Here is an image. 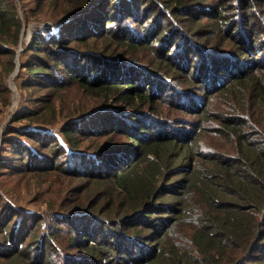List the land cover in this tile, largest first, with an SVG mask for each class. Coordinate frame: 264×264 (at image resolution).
<instances>
[{
    "label": "trees",
    "instance_id": "obj_1",
    "mask_svg": "<svg viewBox=\"0 0 264 264\" xmlns=\"http://www.w3.org/2000/svg\"><path fill=\"white\" fill-rule=\"evenodd\" d=\"M217 1L210 14L217 20L214 28L200 33L177 19L201 20L209 15L205 7L211 0H36L31 12H44L52 22L37 26L21 53L18 75L31 76L22 86L37 82L61 96L75 82L102 104L111 98L137 109L150 104L149 116L160 118L155 98L168 103L173 98L170 104L189 116L184 119L190 129L157 126L159 131L151 132L152 124L139 117L123 124L93 121L90 127L91 115L85 113L98 111L87 108L68 113L84 117L61 125V138L46 124L60 116L54 96L47 95L40 97L39 108L14 113L2 129L3 153L21 154L18 171L62 174L59 208L70 212L27 214L0 194V264H264L253 254L264 238V41L252 32L253 25L264 29V0H234L238 7ZM236 16L246 21L238 32ZM132 22H141V31ZM152 27L151 40H144L140 35ZM24 28L16 0H0V123L12 103L7 80ZM175 36L184 37L176 44L184 47L182 58L174 51ZM105 38L123 50H108ZM154 38L173 46L166 49L167 42ZM101 39L104 50L94 51ZM210 41L216 51L223 49L219 54L235 46L238 57L233 68L230 61L204 63L209 74L200 76L189 55L195 45L201 62H207ZM157 47L156 67L166 76L141 63L146 50ZM167 78L170 98L160 96ZM153 83L159 89L150 88ZM193 84L204 97L190 93ZM117 112L95 118L113 121ZM172 113L167 109L166 116ZM125 128L128 139L120 144L116 137ZM59 231L63 239L57 241Z\"/></svg>",
    "mask_w": 264,
    "mask_h": 264
},
{
    "label": "rangeland",
    "instance_id": "obj_2",
    "mask_svg": "<svg viewBox=\"0 0 264 264\" xmlns=\"http://www.w3.org/2000/svg\"><path fill=\"white\" fill-rule=\"evenodd\" d=\"M17 2V6H18V13L20 18L23 20L24 22V26H25V30L24 32L21 33V43L20 46L22 47V49L17 53H18V60H19V64H20V56L21 53L23 52V50L26 48L27 45L30 44V39L33 33V30L37 27V26H44L46 24L51 23L52 21H49V19H46V15L45 13H35V12H31V10L33 11L36 8V0H16ZM212 5L206 6L205 8H208L209 10V15L208 16H204L201 17V20H194L193 18H189L186 16H190V15H185V17H181L180 19H177L180 23V25H184L186 29H192V30H197L200 33H209L213 28H214V23H216V19L214 17H212L210 14H212L213 11V6L218 2L217 0H211ZM231 4L233 6H237V2L234 0H231ZM263 6H258L257 9L260 10L262 9ZM47 9V8H46ZM45 9V10H46ZM256 9V8H254ZM224 11L226 13V15H230L228 13L229 10H227V8H224ZM116 12L110 14V16L115 15ZM28 14L29 15V19L28 22L25 21V15ZM234 16V15H233ZM150 22V19H147ZM168 20L167 17L164 18V23ZM253 19H250V21ZM97 22V21H95ZM138 22V21H137ZM233 22H234V27H235V31L242 27V24L244 22V24H246V21H243V19L241 20V18L238 16L233 18ZM205 23H213V25L207 26L204 25ZM76 24V23H75ZM132 26L137 27L138 29L141 31V22L138 23V25H136V23L132 22ZM107 28H109L107 26ZM260 28V29H259ZM255 27L253 25L252 28V32H254V36H256L257 38H259L260 36V40L259 41H264V29L259 26ZM245 29V27H244ZM263 31V32H262ZM164 32V31H163ZM238 32V31H236ZM58 34V32H56ZM154 33V29L153 27L141 34L140 36L142 38H144V40H151L152 37H147V34H150V36H153ZM251 32L249 33V40L251 41ZM240 39V42L242 43V40L244 38L243 33L242 35L237 36ZM105 39H109L108 40V45L107 48L109 50V47L115 51H118L120 53V51L123 50V48L119 45H117L116 43H114L110 38H105ZM105 39H101L100 43H99V47L97 48H92L94 51L95 50H99L101 52L100 47H103L104 50V45H103V40ZM143 40V41H144ZM184 40V37L181 36H175V41L173 42L175 45L177 44V42H182ZM190 40V39H189ZM214 40V39H211ZM23 42V43H22ZM153 42H167V45H163L166 47V49H169L170 46H173V43L169 42V41H159L156 38H154ZM193 45V44H192ZM249 45V44H248ZM155 46H158L157 43H155ZM177 46V45H176ZM207 47L208 50L206 49L205 51L208 53V59L207 57H205V61L206 59L208 60L207 62H201V57H200V52L196 49L195 45H193V49L192 53H190V58L192 61H194V66H193V71L194 73H196V70L199 69V75L200 76H206L209 74L208 73V67H206V65L208 63H214L217 64L219 62H223L224 63L226 61H230L228 66H232V68L235 66V62H236V58L238 56L233 55V51L234 49H236L235 46H233L230 51L226 50V51H219L220 54L217 52L218 50H223V49H219L216 51L217 48L215 47V44L210 41L207 43ZM226 47V46H224ZM227 48V47H226ZM89 49L88 47H83L81 50H86ZM139 49V48H136ZM158 50L157 48H154L153 50H146L148 57L146 60H144L141 63H145V65H147L149 68H156L157 71L162 72L164 74L163 70H159L156 66H158V61L155 60V51ZM140 50H136L133 52H138ZM175 52H177L178 54H183L182 52L184 51V47L182 45L177 46V49L174 50ZM164 53V52H163ZM17 56V54H16ZM244 56H250L249 53L245 54ZM182 58V55H181ZM164 60V59H163ZM162 60V61H163ZM170 61V59H168ZM173 61V59H172ZM170 61V62H172ZM15 62H16V57H15ZM186 60H181L182 64H185ZM189 61H187L188 63ZM206 65H205V64ZM17 64V63H16ZM200 64H204V66H201ZM166 65V64H165ZM163 65V66H165ZM17 66V65H16ZM20 66V65H19ZM18 66V70L17 73L12 75L13 72L11 73V75L8 77V86L9 88L12 90V103L11 105L6 109L7 111V118L2 121L0 123V194L8 201H10L12 203V205L19 207L20 210H24L25 213L27 214H36V213H43V212H47L46 215H50V212H57L60 214H65L69 211L68 208L66 209H61L59 208V200L60 198L64 195L65 192H62V190H64V187L62 186V179L64 178V176L56 171L49 173V174H43V173H30V172H23V171H18L20 170L19 166H21L20 161H18L19 157L21 156V154H17L14 152H10L12 153L16 158L12 157V155H10L9 153H3V148H2V143H4V139H2V129L5 126L6 123H9V121H11L12 115L15 114H19V113H23L26 110H29L31 108H39V106L42 104L41 103V96L47 95V97H52L54 96L55 100H56V107L58 109V111H60L58 113L59 118L57 119H48L47 120V127L49 126V128H52L55 130L56 133L59 134V136L61 138H64V135L62 132H60V127L63 124H67V123H71L73 122L75 117H79L82 118L84 117V114H80L78 116H70L68 113L71 110L74 111H81L83 109H87V108H92L93 111H98L97 113L93 114H89V113H85L87 115L85 116H90L91 121L88 124V126H92V123L95 124L93 121H97L100 123H113V124H123V122H126L125 119L126 118H133V117H139L142 118L144 120V122H149L150 124H152V128L151 132H154V130H157L158 127H162L164 130H174L176 131L179 128H189L187 126V124L189 123L186 119H184L185 117L188 118L189 116L187 114H185L184 111H178L179 109H177L175 107V103H173V106L170 104L171 102H173V98H170L171 96L173 97V90H172V84L169 80V78H167L165 80V84L162 87V93L160 96H169L170 98V103L163 101L162 97L160 98H155V106L156 108H158V110L163 113L162 117L160 118V116H154V117H150L149 113H151V105L150 104H145L142 105V107L140 108H134L133 106H131L129 103L125 102V101H114L113 98H111L109 100V103L111 105H109V103L107 104H102V101H100V99L98 98V96L94 95L91 92H87L86 90H83L79 84L72 82L71 84L66 85L62 92L63 94L60 96V94H57L55 90V88H51L50 87H46L44 89L41 88V86L38 85L37 82H32V86L31 87H26V86H22L21 82H26L29 79H31L30 75H26L25 73H22L20 75H18L20 67ZM189 66V64L187 65V67ZM184 67V65L182 66ZM16 68V67H15ZM140 70H144V69H140ZM182 70H186V68H183ZM192 70V68H191ZM147 71V70H146ZM193 71H191V73H193ZM137 73H140V71H137ZM165 75V74H164ZM145 74L143 73L142 75H140L138 78H141V80H143L145 78ZM166 76V75H165ZM168 77V76H167ZM164 79V78H163ZM174 78L171 79V81H173ZM140 80V79H138ZM128 81V79H126V82ZM144 82V81H143ZM156 83V82H155ZM155 83L150 85V88H156L153 87L154 85L157 86ZM180 83V87H184L182 81H179ZM161 89V88H160ZM190 93L192 95H196V97H204L205 96V92L203 91L202 88H198L197 84H193V87H191V91ZM162 98V99H161ZM31 105L30 107H27V105ZM61 108L65 109L66 111H62ZM108 111H104L107 110ZM167 109H170V112L173 111V113L171 114V117L168 118L166 116V111ZM87 111V110H85ZM114 111H119L115 114H117L118 117H116L113 121L110 120H106V119H102V118H95L98 117V115H102L105 117V115H111V113H113ZM132 112H135L136 115L131 116L129 115V113L131 114ZM178 112V114H177ZM93 114V115H92ZM84 120V119H83ZM82 120V124L81 126L85 127V123ZM51 121V122H50ZM26 122L25 120L20 121V122H13L14 125H20L22 123ZM29 122V121H28ZM87 126V127H88ZM158 126V127H157ZM86 128V127H85ZM136 131H134V133L136 135H140V129L139 126H136ZM193 128V127H192ZM128 129L125 128V130L123 131V134H119L116 139H118V143L122 144L125 143V140L128 139V133H127ZM159 131V130H157ZM85 144H82V147L85 148ZM83 163V162H82ZM5 164V165H2ZM11 165V166H10ZM52 199L54 201V203L52 204L51 200ZM48 205H52V208H49ZM28 211V212H27ZM70 212V211H69ZM44 227H47L50 224L49 223H43ZM50 232H53L56 230V226L54 227H50L49 228ZM63 232L59 231L56 233V236L54 237L57 241L62 240L63 239ZM1 235H0V239H1ZM254 255H257L259 257H262L264 259V238L259 242V244H257L256 248H255V252H253Z\"/></svg>",
    "mask_w": 264,
    "mask_h": 264
},
{
    "label": "water",
    "instance_id": "obj_3",
    "mask_svg": "<svg viewBox=\"0 0 264 264\" xmlns=\"http://www.w3.org/2000/svg\"><path fill=\"white\" fill-rule=\"evenodd\" d=\"M21 49H22V47L19 46V48H18L17 51L19 52ZM16 63H17V66H16V68H15V70H14V72H13L12 75L16 74L17 73V70H18V66H19L18 53H17V56H16Z\"/></svg>",
    "mask_w": 264,
    "mask_h": 264
}]
</instances>
